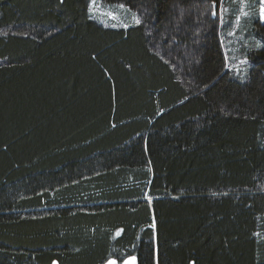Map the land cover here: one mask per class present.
I'll return each instance as SVG.
<instances>
[{"label":"trees","instance_id":"obj_1","mask_svg":"<svg viewBox=\"0 0 264 264\" xmlns=\"http://www.w3.org/2000/svg\"><path fill=\"white\" fill-rule=\"evenodd\" d=\"M103 1L0 0V264H264L260 0Z\"/></svg>","mask_w":264,"mask_h":264},{"label":"rangeland","instance_id":"obj_2","mask_svg":"<svg viewBox=\"0 0 264 264\" xmlns=\"http://www.w3.org/2000/svg\"><path fill=\"white\" fill-rule=\"evenodd\" d=\"M262 3H264V0H260V4L258 6V17L260 18L261 24L264 25V15H261V12H260ZM118 6L119 4H110V3H106L103 0H96V5L92 6V14L98 20L106 24H114V25L128 24L129 25L131 23H134L132 20V13H130V11H128L126 7L125 9H120ZM224 9L222 10L223 11L227 10V9L225 10ZM250 10H251L250 6L244 3L241 7V12L239 16H241L243 19H245V17L248 18L250 16ZM109 11H112L117 15L118 21H113L108 16L102 15L103 12H109ZM238 34H239V31L237 32L235 29H233L231 32L227 33L226 37L225 36L223 37V41L225 44V47H224L225 51L231 52L233 56L239 54L238 50L242 49L244 46V44H242L241 47H239V44H237L238 46L234 47L236 44V39H239V37H237ZM250 46L251 44L247 45V47H250ZM237 61L238 62L235 64L236 67L245 72L247 67L250 65L248 59L244 58L243 56L242 57L240 56L237 59ZM242 61L246 63H242Z\"/></svg>","mask_w":264,"mask_h":264},{"label":"snow or ice","instance_id":"obj_3","mask_svg":"<svg viewBox=\"0 0 264 264\" xmlns=\"http://www.w3.org/2000/svg\"><path fill=\"white\" fill-rule=\"evenodd\" d=\"M91 5L95 6L96 5V0H91ZM118 7L120 9H125V5L124 4H120ZM212 8H213V11L211 12V15L217 16V11L215 10L216 9L215 3H213ZM128 11H131V10L128 9ZM260 12H261V15H264V3H262ZM102 15L108 16L113 21H118L117 15L114 12H112V11L103 12ZM132 20H133L135 25H140L142 23V20H141L140 16L137 15L136 13H132ZM113 26H116V25H113ZM122 26L124 28H128L129 27L128 24H122ZM242 63H246V62L242 61ZM149 199H151V198H149ZM154 226L155 225L153 224V227ZM117 235H119V231L117 232ZM107 264H118V261L115 258H110L107 261ZM123 264H136L135 257H130L129 259L124 260Z\"/></svg>","mask_w":264,"mask_h":264},{"label":"water","instance_id":"obj_4","mask_svg":"<svg viewBox=\"0 0 264 264\" xmlns=\"http://www.w3.org/2000/svg\"><path fill=\"white\" fill-rule=\"evenodd\" d=\"M131 257H135V261H136V264H139V260H138V258L136 257V256H131ZM130 258V257H129ZM129 258H127V259H129ZM116 259V258H115ZM126 260V259H125ZM117 261H118V264H123V262L124 261H122V262H120L118 259H117ZM104 264H107V262H105Z\"/></svg>","mask_w":264,"mask_h":264}]
</instances>
